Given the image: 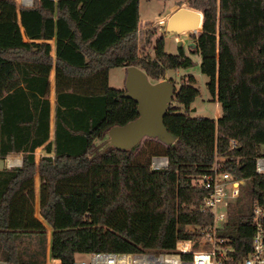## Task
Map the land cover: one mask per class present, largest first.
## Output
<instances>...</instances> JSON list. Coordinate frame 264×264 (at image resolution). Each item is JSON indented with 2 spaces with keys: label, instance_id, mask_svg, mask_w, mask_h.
<instances>
[{
  "label": "trees",
  "instance_id": "trees-1",
  "mask_svg": "<svg viewBox=\"0 0 264 264\" xmlns=\"http://www.w3.org/2000/svg\"><path fill=\"white\" fill-rule=\"evenodd\" d=\"M138 2L31 0L17 8L13 0H0V159L21 154L19 167L0 169L6 263L17 264L12 242L19 233L44 234L32 217L35 172L39 214L51 228L49 257L59 264L94 251L168 249L176 239L193 237L186 226L211 218L198 211L205 190L192 181L214 164L241 182L219 235L231 240L235 261L249 250L250 205L264 204V173L254 171L264 146V0H185L202 14L191 52L220 114L188 115L199 94L188 76L174 88L178 106L169 104L163 117L173 142L151 138L141 160L135 159L137 145L117 150L103 140L109 127L136 117L123 89L108 86V70L136 66L156 82L192 62L181 49L166 53L161 35L152 57L138 54ZM46 40H53V57ZM52 67L53 129L45 143ZM43 143L35 164L33 151ZM152 157H165L166 166L151 170Z\"/></svg>",
  "mask_w": 264,
  "mask_h": 264
},
{
  "label": "built area",
  "instance_id": "built-area-1",
  "mask_svg": "<svg viewBox=\"0 0 264 264\" xmlns=\"http://www.w3.org/2000/svg\"><path fill=\"white\" fill-rule=\"evenodd\" d=\"M166 163L165 157H152L150 169H162ZM254 171L264 173V154L255 158ZM192 183L205 190L197 209L211 218L208 224L186 226L187 231L194 233L193 237L176 239L168 249L77 254L71 264H264V204L251 203L249 250L235 261L231 240L219 232L226 224L229 207L239 195L241 182L219 171L214 164Z\"/></svg>",
  "mask_w": 264,
  "mask_h": 264
},
{
  "label": "rangeland",
  "instance_id": "rangeland-1",
  "mask_svg": "<svg viewBox=\"0 0 264 264\" xmlns=\"http://www.w3.org/2000/svg\"><path fill=\"white\" fill-rule=\"evenodd\" d=\"M16 7L20 6H29L31 5V0L25 2L24 0H13ZM187 7L185 0H139L138 2V54L143 56L147 55L149 57L153 56L152 52V44L156 37L162 36L163 39V49L168 54H177L179 49H181L184 55L188 56L191 59L192 65L187 68H178L177 70L166 71V75H164V79L172 80L174 88H178L179 85L183 84L188 76L193 77L194 83L193 85L197 87L199 94L193 99L190 104V111L188 115L193 116H202L207 118H216L220 114V106L219 103L212 97L207 89L206 82L207 79L203 76L198 70V55L192 53L187 48V41L194 42L195 38L192 37L197 35L198 31L195 33L184 32L179 35H176L178 40H174L173 36H165L164 25L167 16L173 11L175 7ZM190 8V7H188ZM192 9V8H191ZM196 10V9H193ZM200 11V10H197ZM148 39L149 42H146ZM180 41L181 45L178 46L177 42ZM124 69L121 67H112L108 70V81L107 84L111 88L115 89H123L124 86ZM172 106H178L174 102V96L172 97L171 102L169 103ZM106 139V136L103 140ZM151 138L143 137L137 144V148L134 152L135 159L141 160L149 155V150L147 143L150 142ZM95 141V144H100L101 141ZM154 140V139H151ZM154 142V141H153ZM260 152L264 154V146L260 148ZM41 154L40 151L36 152V155ZM15 155L5 156L4 160L8 159V157H12ZM10 162V161H9ZM14 164V163H12ZM18 166V165H13ZM29 237L19 238V241L12 242L15 244L16 251L18 250L19 258L17 264H31L34 261H44L49 262V257L47 255L46 241H43L41 244V251L39 255L36 253V250H31L34 248V244L31 238ZM21 240V241H20ZM1 247V243H0ZM37 248V245H36ZM35 248V249H36ZM5 254L2 248H0V264H3L2 259ZM48 263V264H49Z\"/></svg>",
  "mask_w": 264,
  "mask_h": 264
},
{
  "label": "water",
  "instance_id": "water-1",
  "mask_svg": "<svg viewBox=\"0 0 264 264\" xmlns=\"http://www.w3.org/2000/svg\"><path fill=\"white\" fill-rule=\"evenodd\" d=\"M200 11L188 7L175 8L166 18L163 35L176 36L184 32L195 33L201 30ZM180 46L181 42L178 41ZM195 47V42L187 46ZM124 86L121 96L135 103L136 117L123 125H113L106 131L107 144L117 150H129L143 138H152L169 145L174 136L167 132L163 117L174 93V85L162 79L151 82L145 73L136 66L124 68ZM4 160L0 159V168Z\"/></svg>",
  "mask_w": 264,
  "mask_h": 264
},
{
  "label": "crops",
  "instance_id": "crops-1",
  "mask_svg": "<svg viewBox=\"0 0 264 264\" xmlns=\"http://www.w3.org/2000/svg\"><path fill=\"white\" fill-rule=\"evenodd\" d=\"M175 8H177V7H175ZM173 37H174V40H178V38L176 36H173ZM35 42H41V40H36ZM45 42H47L50 45L51 50H50L49 55L51 57H53V40H46ZM187 42H190V41H187ZM121 68L124 69V67H121ZM124 74H125V70H124ZM165 75H166V72H165ZM47 81H48V97L47 98H48V102H49V125H48L49 130H48V138L45 141V143L50 142L52 139V129H53V123L52 122H53V105H54V69H53V67L49 70ZM107 81H108V72H107ZM216 118H213V119H216ZM45 143H43L40 146H37L33 151V158H34L35 164H37L39 157L44 155L42 147ZM39 151L41 154L36 155V152H39ZM9 155H15V156L8 157V159H6V160L3 159L4 164H3V167L0 169H10V168L20 166L21 154L20 153L8 154L6 156H9ZM4 158H6V157H4ZM12 163H14V164H12ZM13 165H18V166H13ZM39 186H40L39 177H38L37 172H35L33 175V186H32V217L34 219H36L42 225L44 234L38 233L37 231L21 232L16 236L15 240L17 242V241H19V238L21 239L22 237L24 239H25V237L31 238L33 241V244H34V248H32L31 250H36V253L38 255H39V252L41 251L42 242L46 241L45 245L47 248V255L49 257V244H50L51 228L49 227L48 224L45 223V221L41 218V216L39 214ZM29 238H26V239H29ZM0 243H1V241H0ZM36 245H37V248H36ZM0 248H2V247H0ZM2 261H3V259H2ZM49 261L51 263L44 262V261H36V264H39V263H41V264H48V263L49 264H59L58 260L51 259L50 257H49ZM2 263L3 264H10V263H6L5 261H3ZM32 264H35V263H32Z\"/></svg>",
  "mask_w": 264,
  "mask_h": 264
},
{
  "label": "flooded vegetation",
  "instance_id": "flooded-vegetation-1",
  "mask_svg": "<svg viewBox=\"0 0 264 264\" xmlns=\"http://www.w3.org/2000/svg\"><path fill=\"white\" fill-rule=\"evenodd\" d=\"M191 42V41H190ZM189 43V42H188ZM188 50L191 52L193 50V47H191L190 45L187 46Z\"/></svg>",
  "mask_w": 264,
  "mask_h": 264
},
{
  "label": "bare ground",
  "instance_id": "bare-ground-1",
  "mask_svg": "<svg viewBox=\"0 0 264 264\" xmlns=\"http://www.w3.org/2000/svg\"><path fill=\"white\" fill-rule=\"evenodd\" d=\"M25 2H28V0H24Z\"/></svg>",
  "mask_w": 264,
  "mask_h": 264
}]
</instances>
